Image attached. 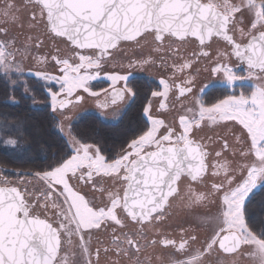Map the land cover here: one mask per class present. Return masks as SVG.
<instances>
[{"label": "snow or ice", "instance_id": "obj_1", "mask_svg": "<svg viewBox=\"0 0 264 264\" xmlns=\"http://www.w3.org/2000/svg\"><path fill=\"white\" fill-rule=\"evenodd\" d=\"M29 2L39 12V20L34 11L32 21L39 23L46 20L48 33L66 40L74 53L76 49L94 50L93 55L75 53L79 60L75 64L68 58L53 56L52 60L60 66V76L39 71L28 73L46 82L44 87L50 91L53 111L57 107L61 111L68 107L73 101L66 98L72 97L77 90L82 89L91 96H98L99 93L91 91L90 82L100 76L99 70L104 61L112 55L109 50L117 49L121 41L139 43L137 38L145 34L153 35L156 42H163L166 37L183 41L191 36L201 45L215 35L232 46V54L247 64L250 76L255 74L256 69L264 73V0H259V3L257 0H241L240 4H233L230 0ZM241 7H246L254 15V19L249 21L250 30L245 33L243 28L240 29L242 36L251 37L243 46L228 35L230 25L235 28L236 24L243 23L235 19L237 13L243 15ZM11 8L12 5L7 6L4 12L6 16ZM252 30H257L259 34H253ZM13 47V41H0V75L5 79H11L13 72L24 74L15 62L16 53L9 51ZM201 54L208 55L207 52ZM188 67V62L181 65L182 69ZM90 69L95 71L90 72ZM212 71H222L228 87L245 78L236 75L227 65H217ZM104 78L111 82L114 90L113 103L116 99L123 100L125 94L131 98L136 96L137 91L129 84L128 76L105 74ZM121 81L124 82L123 87L116 89L115 86ZM191 82L186 80L184 83ZM159 83L164 91L153 92L152 95L167 96L169 85L164 80ZM51 84H58L59 92L51 91ZM25 90L29 91L27 88ZM191 90L190 87L180 88V95ZM62 94L65 99H58ZM81 100V96L75 97L76 103ZM197 103L200 104L199 119L187 121L181 116L179 124L182 131L176 132L168 127L164 134H160L164 121L153 118L149 108L145 107L143 112L148 118L146 130L127 142L126 147H122L121 152L111 160L101 154L98 145L82 143L73 137V145L78 146L74 147V154L70 158L59 162L51 170L36 173L43 184L36 193L31 194L34 196L33 201L27 200L29 194L22 193L17 187H0V264H68L67 255H60L64 246H71L74 238L78 237L79 249L88 256L85 235L91 229H100L108 221L123 228L125 220L130 218L135 224L141 225L142 232L146 223L160 220L170 206V198L179 194L178 182L181 178L198 181L207 171L205 160L208 153L189 137L193 124L198 127L206 115L214 122L218 118L222 121L235 120L241 125L247 136L242 132L238 142L246 144L248 140L251 141L250 151L255 161L250 165H241L239 177L227 164L221 165L224 179L212 183L208 194L195 196L194 203L214 197L212 202L216 204L217 212L207 221L212 224L209 236L188 260L180 264H210L206 257L213 252L228 254L235 261L245 251L242 246H249V254L255 264H264V220L259 219L264 216V198L259 202L256 200L258 191L264 193V87L254 88L250 96L228 95L211 107L203 106L199 99ZM160 107L163 109L165 105L161 103ZM0 130L5 133L8 131L6 128ZM2 143L7 147H16L18 142L8 138ZM227 147L225 144V149ZM220 155V152L216 153L217 157ZM240 155L246 156L248 153L241 149ZM216 167L213 165V168ZM78 173L79 180L91 183L94 188L97 186L94 177H110L114 182L119 181L123 195L120 191L97 188L101 192L107 191L109 203L96 208L70 183ZM213 175H219V171H214ZM37 205L53 209L55 218L49 219L46 214L41 218L35 214ZM118 209L126 213L125 220L119 218ZM122 236L123 242L129 247H120L121 238L115 237L112 243L117 245L118 254L128 255L132 249L136 253L140 252L141 246L137 240L128 233H122ZM198 239L196 235L182 239L179 250L183 251L189 241L197 242ZM159 242L165 246H175L172 239ZM156 243L152 241V244ZM137 264H140L139 260Z\"/></svg>", "mask_w": 264, "mask_h": 264}, {"label": "rangeland", "instance_id": "obj_2", "mask_svg": "<svg viewBox=\"0 0 264 264\" xmlns=\"http://www.w3.org/2000/svg\"><path fill=\"white\" fill-rule=\"evenodd\" d=\"M204 1L207 2V0ZM230 2L233 4H240L241 0H230ZM241 12L243 15L237 13L235 19L242 21L243 23L236 24L235 28L230 26L229 30L238 42L247 41V39L250 37L249 35L242 36L240 29L243 28V31L247 33L251 28L249 21L254 19L253 13L249 12L246 7H241ZM27 24L29 27L32 25V23L30 25L29 21ZM257 32V30H252L253 34H256ZM37 34L38 35H32L30 32L28 37H31V40L29 39V44L24 48L14 46L13 48L9 49V51L16 53L15 62L23 69L24 73L23 75L15 72L11 73L12 78L8 80L10 82V86L12 87L17 83H23L24 80L22 78L25 76L35 78L34 75H28V73H35L39 71L46 72L53 76L62 75V73L56 72L55 68L57 64L54 60H52L53 56H51L50 53L45 55V53L32 48V43L36 42L37 39L42 36V33ZM208 46L211 50L210 57H202V59H200L198 62H194L193 58L188 55V53H190V46L186 42L171 43L170 47H177L178 50L175 51L172 48V50H170V52L168 51L167 53L166 51L163 53L164 49L158 47L154 48L153 52L157 53L156 60L150 59L147 51H138L136 54L138 55L137 59L139 62L132 66L129 65L127 61H125V63L120 66L119 70L115 72V74L126 75L129 79L131 77L137 76L148 78L159 86V89L155 92L164 91V87L159 83L160 80H164L166 84L169 85L167 96L151 95L148 105L146 106L149 108L150 115L153 118L164 121V127L160 129V134H164L168 127L175 129L176 132L182 131L179 124L181 116H183L187 121L199 119L198 113L200 104L197 103V99H199L201 104H203L200 99L201 95L204 93V91L212 86H225L230 89L231 95L237 96L241 94L250 96L254 88L264 87V73L258 72L250 76L249 72L245 70L242 72L237 71L233 61L226 54V51H224L226 48L225 43L216 39H212ZM162 54L165 55L166 60L160 58V55ZM154 61L156 62V65H154ZM185 62L190 63V67L182 69L181 65H183ZM217 65H220L221 67L227 65L228 67L232 68L236 75L245 78L235 81L232 87H228L225 83V77L222 71L213 73L212 69ZM129 66L132 68H129ZM13 77L18 78L17 81L14 80ZM104 77L105 75L100 73V76L96 80L90 82L91 91L99 93L98 96H91L82 89L77 90V92H75L72 97H67L66 99L75 101V97L79 95L82 97V100L79 103L73 102L70 107H67L62 111L58 107L56 111L52 110L50 91L47 90L50 111L57 121L56 129L60 135L64 137L68 144L70 151V156L68 158L74 154V147L78 146L73 145V136L71 134L70 128L80 116L92 113L97 115L105 122H116L131 100V97L126 94L124 100L118 103L114 109H109L106 111L103 110L98 102L99 99H101V94L107 88L105 81L108 80ZM178 80L183 82L186 80H191V84L194 86V89L188 98L179 102L178 104H175L169 102L170 98L172 97V94L170 93V86L172 83H174V81ZM40 82L42 85L46 83L44 81ZM123 83L124 82L121 81L118 83V85L123 87ZM49 88L51 91L59 92L58 84H51L49 85ZM58 99H65V97L62 94L58 97ZM161 103L165 105L163 109L160 107ZM33 105L41 106L40 103H35ZM203 106L211 107V105L206 106L204 104ZM189 109H191V111H189ZM146 119L148 120L147 117ZM242 132L246 137V131L243 130L242 126L239 125L235 120L222 121L217 118V120L214 122L213 120L208 119L207 115L203 120H200L198 127L193 124V127L189 133L190 139L199 143L204 149L210 152L207 159L208 172L203 182L219 183L222 181L224 179V171L221 168V165L227 164L235 172V175L239 177L241 175V165H250L255 161V157L250 151L251 141L248 140L246 144L243 142H238V137L241 136ZM225 144L228 146L226 149ZM241 149L248 153V155L241 156ZM91 151H94V149ZM217 152L221 153L219 157L216 156ZM213 165H216L217 167L213 168ZM214 171H219V175L214 176ZM77 177H79V173L77 174ZM77 177L71 179L70 183L72 184L74 190L81 191V187L79 183H77ZM85 179L87 178L85 177ZM94 179L97 181V186L101 185L102 183L104 186H114L112 192L118 191L121 184L119 181L114 182L110 177H94ZM42 183L43 182L40 181L39 177L36 175L10 177L0 169V185H15L22 193H36L42 187ZM106 200L108 204L109 202L107 195ZM212 211H214L216 215L217 209ZM131 227V224L125 221L124 228ZM242 247L245 249V251L241 252L235 258V261H233V259H231V261L235 264H255L253 257L249 254V246ZM65 255L68 257V264H83L81 254L75 241L71 246H64L61 256L63 257ZM110 260L114 261V264L117 263L115 257H110ZM144 262L145 260L143 259V263Z\"/></svg>", "mask_w": 264, "mask_h": 264}, {"label": "flooded vegetation", "instance_id": "obj_3", "mask_svg": "<svg viewBox=\"0 0 264 264\" xmlns=\"http://www.w3.org/2000/svg\"><path fill=\"white\" fill-rule=\"evenodd\" d=\"M8 5H12V8L8 10V15L6 16L4 12L7 9ZM34 11L37 19L39 20V12L34 9L29 0H0V41H13L14 46L24 48L29 44L28 36L30 35V32L32 35H38L37 33H42V36L39 37L36 42H33L31 46L33 49L45 53V55H48V53H50L51 56L68 58L71 63L75 64L79 63L78 56H76L75 53L88 55L94 54V50L80 51L77 49L74 53L72 51V47H70L68 43L60 38L53 37L48 33L47 28L45 27L46 20L39 23H34L32 21L31 18ZM28 21L30 22V25L32 23L30 27L27 24ZM138 40L139 43H137L136 41L121 42L117 49L111 50L110 52H112V55L106 58L102 68L99 70L100 73H102L103 75L115 74V72L119 70L120 66L125 63V61H127L129 65L134 66L135 63L139 62V60L137 59L138 55L136 54L138 51H147L150 59L156 60L157 53L153 52V49L157 47L164 49L163 53H165V51L166 53L168 51L170 52L172 48L177 51V47H170V44L173 42H186L190 46V53H188V55L193 58L194 62H198L200 59H202V57L209 58L211 54V50L208 46L210 43L207 45L198 46L194 40H185L179 42L172 39L171 37H166L163 42H156L154 41V36L149 34H145V36L140 37ZM245 42L246 41L238 43L243 45L245 44ZM37 44H39L40 46L37 47ZM230 50L231 47L226 45L224 51H226V54L233 61L237 71L242 72L245 70L247 72H250L249 69L244 67L243 64L239 63L237 59H234L230 55ZM202 52H207L208 55L204 56L201 54ZM160 58L166 60L164 54L160 55ZM154 65H156L155 61ZM59 68V65H57L55 68L57 73H61L59 71ZM129 68L132 67L129 66ZM89 71L92 72L95 70L90 69ZM148 80L151 81L150 79ZM105 84L107 88L101 94V99H99L98 103L101 108L106 111L109 109H114L118 103L112 102L113 99L110 96V92L111 90H113L112 86L110 85L111 82L105 81ZM115 87L122 88L118 84ZM170 87V93L172 94V97L170 98L169 102L175 104H178L179 102L188 98L194 89V86L192 84H185L181 80L174 81V83H172ZM186 87H190L192 89L191 92H186L184 95H180V88ZM227 89V96L231 95L230 89ZM73 102L69 104L68 107H70ZM194 143L200 145L195 141ZM203 150L209 155V151L204 148ZM207 159L208 156L205 160L206 165ZM207 172L208 166L207 171L202 174V179L198 181H191L187 177H182L181 181L178 182L179 194L174 196L173 198H170V206L167 208L163 217L160 220H153L150 223H146V226L143 227L142 232L140 231L141 225L135 224V222H133L130 218L125 220L126 213H123L122 209L117 210L119 218L130 223L132 226L131 228H121L119 225H115L112 221H108L107 224L102 226L100 229H91L89 233L85 235L89 255H83L78 247L83 264H114V261H111L110 257H115L117 262L116 264H137V260H139L140 264H180L181 261L188 260L200 248L204 240L211 233L212 224L208 223L207 221L210 220L211 217L215 216V212L212 210L217 209L216 204L212 202L215 199L214 197H209L207 200L200 203L192 202L195 201L196 195H199L201 193L208 194L210 192L212 183L203 182L207 175ZM77 178V183H79L81 187V191L78 192L83 195L86 200L89 201L90 205L99 208L107 204V191L101 192L98 191L97 188H104L106 190L112 191L114 186L108 187L104 186V184L102 183L101 185L94 188L91 183H85L79 180V177ZM7 186L17 187L15 185ZM118 191H120V194L122 196L123 190L121 184ZM28 194L29 195L26 196V199L29 201H33L34 196L31 195V193ZM34 212L35 214L40 215L41 218H43L45 214L49 219L55 218L53 209L47 210L37 205L34 209ZM122 233L130 234L135 240L139 242L141 246V250L139 253H136L135 249H132L128 255L118 254L116 244L112 243L115 237L119 236L121 238L120 247L124 249H128L129 247L127 243L123 242ZM190 235L198 236V241H189L185 249L183 251H180L179 244L181 240L188 239ZM163 239L174 240L175 246L162 245L159 241ZM74 241L78 246L79 238H74ZM152 241H156L157 243L152 244ZM105 249H108V251H105ZM97 250H99L98 255ZM61 254L62 251L60 255ZM143 259L145 260L144 263ZM231 259V256L223 252H213L210 256L206 257V260L210 262V264H235L231 261Z\"/></svg>", "mask_w": 264, "mask_h": 264}, {"label": "trees", "instance_id": "obj_4", "mask_svg": "<svg viewBox=\"0 0 264 264\" xmlns=\"http://www.w3.org/2000/svg\"><path fill=\"white\" fill-rule=\"evenodd\" d=\"M259 2V0H257ZM17 81L18 78L13 77ZM23 83L10 86L0 75V169L10 177L32 176L51 170L70 156L68 144L56 129V118L50 111L49 96L42 83L34 77H23ZM137 94L116 122H105L89 113L80 116L71 125V134L82 143L98 145L106 159L115 158L126 143L146 130L148 123L143 109L159 86L143 77L129 79ZM29 89L26 91L25 89ZM227 88L212 86L201 101L209 106L227 97ZM40 103L41 106L33 104ZM17 140L16 147H7L2 141ZM264 198L257 192L256 200ZM256 211V209H252ZM264 220V216L259 217Z\"/></svg>", "mask_w": 264, "mask_h": 264}, {"label": "water", "instance_id": "obj_5", "mask_svg": "<svg viewBox=\"0 0 264 264\" xmlns=\"http://www.w3.org/2000/svg\"><path fill=\"white\" fill-rule=\"evenodd\" d=\"M230 26H231V25H230ZM258 34H259V33L257 32L255 35H258ZM228 35L232 36L233 39H234V41H235L236 43H238V42L235 40L233 34H232L230 31L228 32ZM57 38H59V37H57ZM139 38H140V37H138L137 39H139ZM171 38H172V37H171ZM60 39L64 40L63 38H60ZM172 39L181 42V40H177L176 38H172ZM212 39L219 40V41L225 43L226 45L230 46V47H231L230 55H231L234 59H237L239 63L243 64V66L246 67V68L248 69L246 63L242 62L239 58H237L236 56H234V55L232 54V46L229 45V44H228L223 38L214 35V36H212L211 38L206 39L204 45L209 44V43L211 42ZM249 39H251V37H249V38L247 39V41L245 42V44H243V45H246V44L248 43ZM185 40H194V41L197 43L198 46H203V45H201V44L199 43V41H198L195 37H191V36H189V37H186ZM185 40H183V41H185ZM64 41H65L66 43H68L66 40H64ZM121 42H134V41H121ZM121 42H120V43H121ZM68 44H69V43H68ZM243 45H242V46H243ZM69 46L72 47L70 44H69ZM77 50H80V49H77ZM89 50L91 51V49H88V51H89ZM80 51H83V50H80ZM109 51H111V49H110ZM254 72H260V71H259V69H256V70H254ZM116 89H120V88H116ZM110 96H111L112 99H114V90H111V92H110ZM124 96H125V95H124ZM123 99H124V98H123ZM121 101H122V100H120V99H116V102H115V103H119V102H121ZM68 106H69V105H68ZM58 108H59V107H58ZM66 108H67V107H66ZM66 108H64V109H66ZM64 109H63V110H64ZM0 187H4V186H0Z\"/></svg>", "mask_w": 264, "mask_h": 264}]
</instances>
